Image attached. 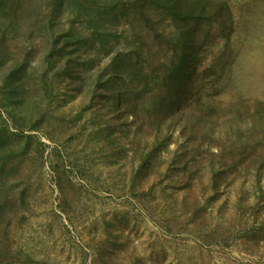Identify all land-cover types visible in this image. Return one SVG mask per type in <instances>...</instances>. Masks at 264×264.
<instances>
[{"label":"rangeland","instance_id":"1","mask_svg":"<svg viewBox=\"0 0 264 264\" xmlns=\"http://www.w3.org/2000/svg\"><path fill=\"white\" fill-rule=\"evenodd\" d=\"M199 1L195 125L157 131L109 66L132 27L167 63L169 18L96 55L69 4L0 0V264H264V0Z\"/></svg>","mask_w":264,"mask_h":264},{"label":"trees","instance_id":"2","mask_svg":"<svg viewBox=\"0 0 264 264\" xmlns=\"http://www.w3.org/2000/svg\"><path fill=\"white\" fill-rule=\"evenodd\" d=\"M62 4H69L70 11L85 20L90 31L88 43L99 42L96 55L109 53L111 33L131 14L148 25L152 15L169 18L173 22L171 35L157 33L156 38L161 48L173 44L170 60L153 64L156 53L143 49L146 38L134 34L132 27L129 55L117 53L109 66L110 72L119 71L122 79L116 82L110 77L108 81L118 84L115 106H122L134 118L143 113L157 131L181 115L185 118L184 128L194 127V119L185 114L194 83L198 37L195 25L187 21L200 18L204 7L199 0H56L55 7Z\"/></svg>","mask_w":264,"mask_h":264}]
</instances>
